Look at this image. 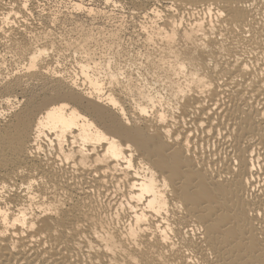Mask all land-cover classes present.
Wrapping results in <instances>:
<instances>
[{
  "label": "bare ground",
  "instance_id": "6f19581e",
  "mask_svg": "<svg viewBox=\"0 0 264 264\" xmlns=\"http://www.w3.org/2000/svg\"><path fill=\"white\" fill-rule=\"evenodd\" d=\"M26 2L0 0V49L28 60L0 64V264H264V0H135L128 51L64 45L81 78Z\"/></svg>",
  "mask_w": 264,
  "mask_h": 264
},
{
  "label": "rangeland",
  "instance_id": "374dc122",
  "mask_svg": "<svg viewBox=\"0 0 264 264\" xmlns=\"http://www.w3.org/2000/svg\"><path fill=\"white\" fill-rule=\"evenodd\" d=\"M72 1L73 2H75V1L76 2H82L83 3L82 5L84 6L83 8L91 7L93 9V11H92L93 13L90 14V17L89 16L87 17L86 12L83 9H74V7L72 6ZM114 1L118 2L117 3L118 5L117 4L105 5L104 3H102V0H27L26 4L29 5V7H27V9H29V11H31V15L29 16L30 18L28 20V23L29 22L31 23L29 27H30V29L34 28V31H35V32L32 31L35 33V34L32 33V35H33L32 37L34 38V39L32 38V40L35 43L39 40L38 41L39 47L41 46V47H46V49L48 48L47 50L50 51V53L47 51V53H46L47 56H45V57L47 58L49 56L50 59L52 58V56H53V58L55 57V59L59 63V66H58L59 69L65 70V71L68 69L67 72H70L69 71V69H70L72 71V72H70V73H72V75L76 76L79 74L78 75L79 77L78 76L77 77L81 78L79 70H78L79 73L75 71L78 69V67L76 66V63L79 62V60L81 59V57H80L81 55L80 54L73 55V52L72 53L69 52L64 45L69 44V43L70 44L71 43H80L83 40L87 39L89 44L93 45L92 48L95 50L97 49L96 48L97 46L95 43L98 44V42H99V44H101V45L98 44V50L96 51L99 53H100L99 49H101V48H103V50L105 52H107V50H109L107 47H109L110 45L111 46L113 45L112 48L114 49L115 48L114 46H117L116 48H118V46L120 44H122L123 50L124 49L129 50V49H131V39L129 38L131 32H134L135 29L137 30V26H138L139 22H140V24L142 22H144L143 20L137 22L135 17H134V13L136 11L134 10L135 4L133 5V3L135 0H114ZM89 26L91 28H89ZM96 27L97 28L100 27L101 31H98L96 29ZM117 29H119L120 31H118ZM79 31H82V32H79ZM112 31L116 34V36H119L120 41L123 40V41H121L122 43L118 42L119 44L118 43H115V44L112 43L111 44L109 36L111 35L110 32H112ZM45 32H47V34ZM118 32H120V33L118 34ZM42 33H45L47 36H43L45 34H42ZM37 34H38V36H37ZM96 36H98V37H96ZM36 37H39V38H37V41L35 40ZM90 37L93 39H91ZM41 38L44 39L45 42ZM47 39H50L51 41L47 40ZM129 39H130V41H129ZM47 41L52 46L48 45ZM125 41H126V43L128 42L126 45H125ZM34 42H32V43H34ZM42 44H44V45H42ZM52 47H54V48H52ZM104 47L107 49H104ZM55 48H57V49H55ZM120 48H121V45H120ZM56 50L57 51L59 50V51L57 52ZM4 52L5 51L0 49V64H2L1 69L4 70L3 71L4 74H7V72H9V71H10L9 73H11L12 71L15 72V70L17 68H18L16 70L17 73L15 72L16 74H18L20 76L26 74L27 64H28L27 58L25 60V58L21 55L8 53V52L4 53ZM54 53L55 54L57 53L58 57H56V55ZM69 53H70V55H69ZM59 55L61 58L59 57ZM70 56H71V58H70ZM22 57L24 58V60ZM45 57H44L45 60L49 59V58L46 59ZM60 59L62 61H60ZM74 60H75V62L72 63V61H74ZM24 61H27V62H24ZM73 72L74 73L76 72V74H73Z\"/></svg>",
  "mask_w": 264,
  "mask_h": 264
},
{
  "label": "snow or ice",
  "instance_id": "6c2138e0",
  "mask_svg": "<svg viewBox=\"0 0 264 264\" xmlns=\"http://www.w3.org/2000/svg\"><path fill=\"white\" fill-rule=\"evenodd\" d=\"M110 2H111V0H109V3H110ZM24 7L27 8V7H29V5H28V4H25ZM213 7H215V5H213ZM174 11H175V8H172V9L170 10V14H171V12H174ZM157 14L162 15V12H161V13H157ZM226 14H227V13H226V10L221 9L219 15L223 17V16H226ZM249 35H251V33H249ZM242 66L245 67V68H247V65H243V64H242ZM54 103L59 104L58 101H54ZM72 103H74V101H73V100H69V101L67 102V104L64 105V110H65V111H68V110H69L68 105H70V104H72ZM117 107H119V105H117ZM51 114H52V113L50 112L49 115H51ZM140 115L147 116L148 113H147V112H144V111H141V112H140ZM42 123H44V122L42 121ZM165 126H167V123H165ZM180 131H181V130H180V127H179V125H177V126L175 127L174 130L170 129L168 134H169V136H170L172 139H174V140L180 142V143L183 145V144H184L183 135H188V133L185 132V133H183V135H180V134H179ZM185 147H186L187 149H191V147H192V146H191V143L186 144ZM131 148H132V145H129V150H130V151H131ZM189 155H191L190 152H189ZM6 187H7V185H5V188H6ZM261 192L264 193V187L261 188ZM90 195H92V193H90ZM70 198H71V199H74V196H73L71 193H69L68 196L62 197L61 199H62L65 203H67L68 200H69ZM68 207H72V208L75 209L76 206H75V204H68ZM250 215H251V217H252L253 220H259L260 224H261V225H264V204H261V205L258 206V207H254V208L251 210ZM73 223H75V222H73ZM73 230L75 231V228H74ZM165 244H167V241H165ZM129 264H131V262H129ZM206 264H213V262H212L211 259H208L207 262H206Z\"/></svg>",
  "mask_w": 264,
  "mask_h": 264
}]
</instances>
